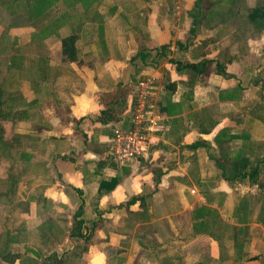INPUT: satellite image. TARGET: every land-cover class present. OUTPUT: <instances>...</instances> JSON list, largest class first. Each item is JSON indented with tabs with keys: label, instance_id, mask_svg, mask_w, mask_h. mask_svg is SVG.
Segmentation results:
<instances>
[{
	"label": "crops",
	"instance_id": "0c3cea01",
	"mask_svg": "<svg viewBox=\"0 0 264 264\" xmlns=\"http://www.w3.org/2000/svg\"><path fill=\"white\" fill-rule=\"evenodd\" d=\"M107 1L0 24V264H264V0ZM149 76L157 130L115 163Z\"/></svg>",
	"mask_w": 264,
	"mask_h": 264
},
{
	"label": "built area",
	"instance_id": "2783aa9c",
	"mask_svg": "<svg viewBox=\"0 0 264 264\" xmlns=\"http://www.w3.org/2000/svg\"><path fill=\"white\" fill-rule=\"evenodd\" d=\"M154 77H141L135 84L133 105L127 124L115 126L110 139V159L124 163L142 157L157 130L160 116L151 101L154 93Z\"/></svg>",
	"mask_w": 264,
	"mask_h": 264
},
{
	"label": "trees",
	"instance_id": "16d2710c",
	"mask_svg": "<svg viewBox=\"0 0 264 264\" xmlns=\"http://www.w3.org/2000/svg\"><path fill=\"white\" fill-rule=\"evenodd\" d=\"M45 1H48L49 3L42 8L40 11H37L35 16L32 17V21L34 22V25H37L38 23H40L44 18L48 17V13L47 11L50 9L51 5H53V3L57 0H34L33 3H31L30 5V9H35V3L38 2H42L44 3ZM15 9L17 8H13V12H16ZM30 9H28V15L30 16ZM27 10V9H26ZM18 11V9H17ZM44 12V14H43ZM43 14V16H42ZM39 16V19H38ZM250 19L252 20L253 24H255L257 27L259 26H264V4L262 6L258 5L256 6L255 9H253V11L250 13L249 15ZM42 31V29L40 30ZM77 39V35L76 34H68L64 37H62L60 39V43H61V50H62V56H63V60L64 61H74L76 60V47H75V41ZM111 93H107V95H109ZM1 101H2V91L0 88V105H1ZM106 117L108 118H112V116L109 114L110 110L109 108H106L102 111ZM108 113V115H107ZM4 116L3 113H1L0 111V118ZM81 225V222H75V224L73 225L74 230L77 229L76 231H72L73 234H79V227Z\"/></svg>",
	"mask_w": 264,
	"mask_h": 264
},
{
	"label": "rangeland",
	"instance_id": "374dc122",
	"mask_svg": "<svg viewBox=\"0 0 264 264\" xmlns=\"http://www.w3.org/2000/svg\"><path fill=\"white\" fill-rule=\"evenodd\" d=\"M33 1L34 0H0V24L6 25L7 23H9L11 21L10 19H14V22H16L15 25H17V26H21L23 24L25 25V23L31 22L32 17L35 16L37 11H40L42 8H44L49 3L48 1H45L44 3L36 2L35 3V9L34 8L30 9V5H31V3H33ZM63 3H66L65 5L69 6L68 4H70V3L72 4L73 0H65V2H58L57 4L53 3L54 5H51L50 9L52 10V8H54L55 5H56L55 7H57V6L62 7ZM107 3H110V1L106 0L105 7H107L106 6V5H108ZM67 6H65V7H67ZM13 8H17L18 11H17V9H15L16 12H13ZM28 9H30L31 18L28 15ZM43 14H44V12H43ZM43 14H42V16H43ZM38 19H39V16H38ZM16 31L17 32H24V31H21L19 29H16ZM12 34L9 35V32L7 31L6 34H3L1 38H2V40L10 39ZM26 36L27 35L24 34V39Z\"/></svg>",
	"mask_w": 264,
	"mask_h": 264
}]
</instances>
